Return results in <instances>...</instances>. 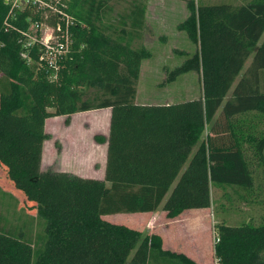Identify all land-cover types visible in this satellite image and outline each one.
<instances>
[{"label":"trees","instance_id":"1","mask_svg":"<svg viewBox=\"0 0 264 264\" xmlns=\"http://www.w3.org/2000/svg\"><path fill=\"white\" fill-rule=\"evenodd\" d=\"M45 1L71 19L70 45L56 68L39 59L41 43L24 46L21 31L35 22L63 27L61 15L31 2L10 14L11 2L0 0V93L10 94L14 83L19 101L0 124V166L33 203L38 227L33 232L0 212V264H199L163 248L156 232L102 216L161 207L173 218L209 207L212 185L264 190V0L197 4L201 96L186 114L195 124L188 144L160 119L182 105L135 99L147 55L135 44L143 1L116 13L111 0ZM103 108L110 109L108 134L95 136L107 145L103 178L41 168L46 118ZM213 255L215 264H264V217L217 223Z\"/></svg>","mask_w":264,"mask_h":264},{"label":"rangeland","instance_id":"2","mask_svg":"<svg viewBox=\"0 0 264 264\" xmlns=\"http://www.w3.org/2000/svg\"><path fill=\"white\" fill-rule=\"evenodd\" d=\"M131 0H111L113 13L122 11ZM146 6V14L142 36L136 45H142L147 52L146 57L141 62L139 76L136 82V101L138 103H149L154 106H167L171 109L177 105H182L180 109L171 110L169 115L160 112V119L166 121L172 133L180 143L188 144L194 132V119L186 117L188 113H195V107L200 104V63L198 55L196 12L199 3H230L232 5L241 4L248 0H141ZM35 35L48 37L50 29L45 25L36 28L30 27ZM264 34L262 35L263 38ZM260 38V41L261 39ZM186 56V57H185ZM185 57V60H181ZM247 59L245 66L250 62ZM184 65L173 72H166L165 65L181 63ZM186 61V62H185ZM244 66V68H245ZM230 93V92H229ZM228 93V95H229ZM186 102H189L187 104ZM17 85L12 83L11 93L4 95L0 93V124L3 116L18 107ZM187 104V105H185ZM219 112V111H218ZM103 111L91 112L90 118L83 121V114H76L70 117L72 120L78 119L85 127L86 138L83 144H91V125L94 120L103 118ZM218 114V113H217ZM165 119V120H164ZM58 124L55 116L47 118V138L43 144L42 163L43 169L50 168L49 163L52 158L54 148L59 152L64 146V140L54 139L51 130L58 131L60 136L70 137L69 132L63 127L65 119H59ZM193 122V123H192ZM74 125V124H73ZM66 127L68 125H65ZM105 131V122L101 125ZM66 133V134H65ZM103 137V134H97ZM225 136V135H224ZM95 139V137H94ZM96 140V139H95ZM70 144V141H67ZM68 149H71L68 145ZM51 156V157H50ZM70 165V164H68ZM59 167L56 163L51 168ZM256 183L260 182L259 174L255 172ZM258 193V194H257ZM211 204L201 210L184 213L179 220V234L168 233L166 241L173 244L178 251L197 253L199 257L209 260L208 264H215L213 255V243L215 239V225L225 223L229 225L250 221L258 224L264 217V190L255 187L254 192L249 194L236 186L224 185L223 187H210ZM33 203L26 201L19 192L13 189L11 182L0 166V212L5 215L11 223L31 226V231H37L35 209ZM161 207L154 212V217H143L136 213H115L102 217L104 220L141 230L144 233L158 232L166 227V233L172 228L162 223ZM142 216V217H141ZM170 228V229H169ZM165 232V230H164ZM178 235V236H177ZM183 249V250H179Z\"/></svg>","mask_w":264,"mask_h":264},{"label":"crops","instance_id":"3","mask_svg":"<svg viewBox=\"0 0 264 264\" xmlns=\"http://www.w3.org/2000/svg\"><path fill=\"white\" fill-rule=\"evenodd\" d=\"M146 16L147 14L145 12V17ZM185 57H182L181 60H185ZM183 62L184 61H182L181 63L172 64L170 66L165 65L164 68L166 72H173L175 70L177 71L184 65ZM200 87H201V77H200ZM95 111L96 112L103 111L104 112V114H102L103 118H101V120H98V121L94 120L92 125L89 122H86L87 126H91L93 129V131L91 132V136H93V139L91 137V144L86 146L83 144V138H86L87 140V137L89 134H86L85 130L87 129H85V127H83L81 123H83V121L89 120L90 118H88V115L91 112H95ZM76 114H83L84 116H82V118L80 119L84 118V120L80 122L78 119L76 120L70 119V117ZM55 117L57 119L58 124L60 123L59 119H62V118L65 119V125H68V126L66 127L64 125V122L62 123V125L67 130L66 132H69L70 137L66 135L60 136L59 135L60 133L58 131H53V130L50 131V133H52V135L54 136V139H59V141L64 140V146L60 149L59 152L57 151V148H54L52 155H51L52 158L50 160L49 166L51 167L53 163H56L57 165H59V167L58 168L55 167L53 169L58 170V171H67V172L74 173L76 175L83 176V177L103 178L104 170H105V162H106L107 145H106V141H97L94 139V137L97 136V134H101V135L103 134V137L105 138L107 137L108 128H109L110 109L103 108V109L91 110L87 112H78V113L71 114L69 116L58 115ZM46 122H47V118L45 119V125H46ZM104 122H105L106 128H105V131L103 132L102 130L103 126L101 125ZM46 127L47 126H45V131L47 132ZM68 140L70 141V144H68L67 142ZM68 145L71 149L67 148ZM42 156H43V153H42ZM41 168L43 169L42 159H41ZM201 209L203 208L186 209L182 211L179 215L173 218L166 217L165 211L162 210L161 215H160L162 217L161 222L164 223V225H168V226L171 225L170 227L172 228L171 229L169 228L170 230L166 233L167 228L163 227V230H160L156 233H158L161 236L163 248L170 249V250L177 251V252H183L184 254H186L187 256H189L190 258H192L194 261H196L199 264H208L206 263L209 261L208 259L205 260L204 258L199 257L197 253L187 252L183 249H179L183 251H178L177 248L173 246V244L170 245L166 241V237H168L167 235L170 231H171L170 234L174 235V232H175L178 235H180L179 230H178V223H179V220L183 218L184 213L193 212V211H197ZM154 212L155 211L136 212V214H140L145 218L146 217L152 218L155 215Z\"/></svg>","mask_w":264,"mask_h":264},{"label":"built area","instance_id":"4","mask_svg":"<svg viewBox=\"0 0 264 264\" xmlns=\"http://www.w3.org/2000/svg\"><path fill=\"white\" fill-rule=\"evenodd\" d=\"M5 2H11L9 13L12 14V9L14 7H21L25 6L28 3H34L38 7H49L52 11L57 12L61 15L64 19V26L61 27L59 23L55 26H51L44 23H33L31 26L36 28L40 27V25H45L50 29V34L48 37L38 36L33 33V31H21L22 34L26 35V42L24 43L25 47H28L32 42H39L41 43L40 50H39V59H46L50 65L56 68V61L59 57H62L66 54L69 45H70V38H69V31L68 27L71 23V19L69 15L62 10L58 9L56 5L52 2H48L45 0H5ZM8 13V14H9ZM4 24L8 26L6 19L4 20ZM23 56H26V52H22Z\"/></svg>","mask_w":264,"mask_h":264}]
</instances>
